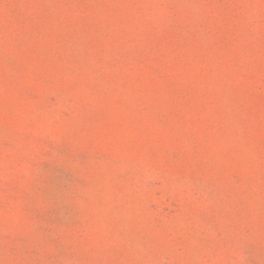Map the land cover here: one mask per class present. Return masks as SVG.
I'll return each mask as SVG.
<instances>
[{"label":"rangeland","instance_id":"obj_1","mask_svg":"<svg viewBox=\"0 0 264 264\" xmlns=\"http://www.w3.org/2000/svg\"><path fill=\"white\" fill-rule=\"evenodd\" d=\"M0 264H264V0H0Z\"/></svg>","mask_w":264,"mask_h":264}]
</instances>
